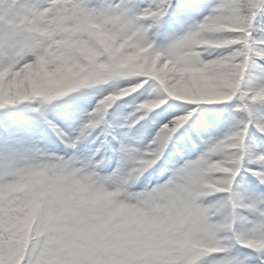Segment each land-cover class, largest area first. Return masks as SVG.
I'll list each match as a JSON object with an SVG mask.
<instances>
[{
	"label": "rangeland",
	"instance_id": "374dc122",
	"mask_svg": "<svg viewBox=\"0 0 264 264\" xmlns=\"http://www.w3.org/2000/svg\"><path fill=\"white\" fill-rule=\"evenodd\" d=\"M60 2L63 15L48 30L34 14L42 8L39 0H0V124L25 103L1 94L21 87L33 116L46 118L57 107L58 115L65 109L74 118L68 129L53 124V139L63 142L71 133L82 142L92 128L107 126V139L128 164L146 147L122 142L118 130L135 119L146 123V132L160 129L174 115L164 112L171 110L166 106L183 104L180 91L195 93L192 108L215 106L221 126L156 186L131 189L113 168L102 171L97 156L70 168L64 152L45 151L29 131L9 126L17 137L23 133L29 154L20 162L19 190L0 192V264H207L201 248L214 249V243L216 264H264V191L247 181L237 195L243 211L255 214L249 232L257 245L219 238L206 212L209 195L201 192L211 177L210 139L252 125L264 139V86H244L250 62L264 70L258 55L264 54V0ZM232 18L245 27L246 46L256 43L242 66L215 61L210 52L221 49L220 32L230 30ZM215 73L225 79L207 81ZM173 113L182 116L178 126L190 119L182 110ZM239 134L245 142L247 135ZM175 137L180 140L182 131ZM250 169L264 175V145ZM1 174L0 184L7 181ZM238 232L247 233L239 227L235 237Z\"/></svg>",
	"mask_w": 264,
	"mask_h": 264
},
{
	"label": "bare ground",
	"instance_id": "6f19581e",
	"mask_svg": "<svg viewBox=\"0 0 264 264\" xmlns=\"http://www.w3.org/2000/svg\"><path fill=\"white\" fill-rule=\"evenodd\" d=\"M60 1L39 0L42 3V8L34 12L37 18L46 22L48 30L63 15L61 8H59L61 5ZM227 23L230 25V30L220 32V35H222V39L219 41L221 49L216 50L215 53L212 50L210 52L214 55L215 61H239L242 66L245 64L247 50L249 49L248 51H250L256 47V43L254 44L251 41L249 48L247 47L248 45L246 46L245 37H243L245 27L237 19L232 18ZM230 46L236 47V50L232 52L228 49ZM258 55H260V58H264V54ZM244 86L246 87L245 90L264 86V70L257 63H249L247 82L244 83ZM223 96L226 99L230 97L228 94H223ZM176 97L181 98L183 104L178 105L172 102L170 106L167 105L166 109L171 107V110L164 112L174 115L169 117L160 129L151 132L152 134L149 131L146 132V123L137 119L132 121V125L129 128L125 131L123 130L126 134L118 130L122 142L133 140L134 142L144 143V147H146L133 160L132 164H128L125 162L124 157H122V160L120 159L121 155H125L124 152L123 154L122 152L119 153L116 146L112 147L107 139V126H100L95 130L92 128L89 137L82 142H75L71 133L63 134V142L53 139L50 130L53 128V124L62 126V129H68L67 126L70 127L75 121H72L74 118H71L72 115L69 112L65 113L66 110L64 109L58 115V108L55 107L46 118L33 116L30 113L29 105L26 103L25 91L21 87L3 91L1 98H12L25 103L19 109L16 107L14 116L4 118L0 124V131L3 132V134L0 133V171L1 175H7V181L0 184V192L10 195L14 191L19 190L22 185V177L20 175L22 163L20 162L23 160V156L29 154L27 153L29 143L23 142V133L28 131L32 136L31 142L44 146L45 151L49 149L48 151L64 152L65 161L70 168L76 165L75 162L78 159L87 156H97L100 164L99 168L102 171L105 172L113 168V172L122 174V182L125 184V189L156 186L167 175L172 174L171 172L177 168L181 160L198 154L207 145L205 139L209 136L217 135V130L221 126L220 124L218 125V114H221V112L216 110L215 106L206 107V109H202L200 106L192 108V105L198 100L193 91L185 89L180 91ZM6 101L13 102L10 99ZM179 110L187 112L190 117L185 126H178V119L182 118V116L173 113ZM262 119L264 120V116ZM63 123L64 126L62 125ZM13 124L26 130L22 134L19 133L17 137V134L12 133L9 129V126ZM181 131L182 138L180 140L174 139L176 138L175 135ZM241 132L244 134L243 136L246 137L247 135L245 142L241 141L242 136L239 134ZM254 132L255 126L252 125L246 127L245 132L242 129H236L235 131L224 133L220 138L214 137L215 139H210L209 141L210 145L213 144L209 146L211 151L207 154L209 158L208 171L211 177L209 182L201 189V192L204 198L207 195H211V197L208 196L206 199V202H208L206 212L211 226L218 233L219 238L224 241H233L240 238L251 245L260 243L259 239L249 232V230H252L250 223L255 214L253 212L246 214L239 202L240 196H237L238 190L247 181L250 183L251 188L259 186L264 191V175L256 176L250 169L264 145V139L256 137ZM149 135L150 138L148 137L147 141L146 139ZM194 136L200 137L199 141L195 144L189 143L187 139ZM18 139L21 143L18 142ZM17 147L20 149L19 152L15 150ZM39 152L42 151L39 150ZM12 157L15 159L13 160ZM10 161H13L14 164H10ZM49 214L51 212L47 215ZM28 219L21 221V226L27 224ZM47 222H49V219L37 221L41 225ZM37 226L39 225L37 224ZM239 227L245 228L247 233L241 235L238 232L240 237H235V232ZM216 246L217 244L214 243L211 245L214 249L201 248L202 258H207V264H216L213 258V255L218 251ZM204 261L202 259V262Z\"/></svg>",
	"mask_w": 264,
	"mask_h": 264
},
{
	"label": "trees",
	"instance_id": "16d2710c",
	"mask_svg": "<svg viewBox=\"0 0 264 264\" xmlns=\"http://www.w3.org/2000/svg\"><path fill=\"white\" fill-rule=\"evenodd\" d=\"M222 79H225L222 73H215V74H210L207 78V81L209 82L217 81L218 82V81H221Z\"/></svg>",
	"mask_w": 264,
	"mask_h": 264
}]
</instances>
